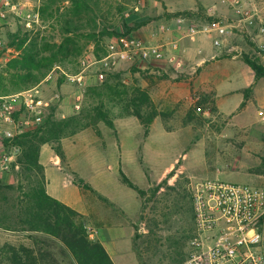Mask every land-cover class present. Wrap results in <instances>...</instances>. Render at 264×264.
<instances>
[{
	"label": "rangeland",
	"instance_id": "rangeland-1",
	"mask_svg": "<svg viewBox=\"0 0 264 264\" xmlns=\"http://www.w3.org/2000/svg\"><path fill=\"white\" fill-rule=\"evenodd\" d=\"M2 1L0 0V7ZM13 1L25 3L30 10H39L41 3V0ZM200 1L105 0L107 7L112 6L105 23L109 30L120 24L121 17L115 6L116 2H121L126 8L123 19L130 28L127 35L139 38L145 45H167L176 41L179 44L178 50L173 52L168 47L165 58L161 60L136 59L121 63L101 83L94 77L98 66L90 67L85 71L83 98L78 111L72 106V94L78 89L65 80L60 82L58 70L51 73L49 80L44 79L38 84V89L46 99L55 93L60 95L61 101L55 108L56 120L77 115L84 107H98L99 99L96 96L104 93L103 84L106 81L109 85L121 84L120 90L139 88L149 94L158 113L151 125L143 126L134 116H122L119 106L113 107L103 96L101 100L105 105L102 110L108 112L113 127L98 120L91 127L82 130L75 139L76 158L82 177L89 181V163L94 162L93 158H100L98 156L101 153V157L107 158L110 170L92 178L95 179L93 181L96 187L101 193L114 200L118 199L117 201L122 198L126 201L128 197L132 208L137 192L118 183L119 171L114 172L112 167V141L121 140L122 171L143 192V195L137 194L140 211L131 225L134 236L136 235L134 245L137 246L138 242L144 240L150 246V252L136 251L138 264L182 261L189 256V241L194 236L190 200L194 182L209 178L248 184L245 174L260 170L264 164V151L256 147L259 142L264 144V110H259L256 104H244L233 114L223 115L215 106L212 89L194 91L189 87L190 76L197 75L200 67H190L191 58L184 49L190 39L185 37V28L182 31L176 30L175 18L188 16L186 12L193 15ZM215 2L216 0L205 1L206 5ZM205 14L216 19L223 18L230 23L232 21L227 10H222L217 15H210L207 11ZM190 18L198 30L208 24L196 13ZM48 24L42 22L40 16L30 28L12 16L6 20L0 19V39L3 43L0 49V73L7 62L17 55L14 50L6 48L10 35L18 31L23 33L25 30L31 31V34L40 32L46 35L49 34ZM197 37L207 38L211 47H214L212 39L206 33L199 32L195 38ZM117 38L120 36L104 38L99 45V54H106L108 46ZM224 44L226 53L223 54H235L242 62L243 56H247L264 66V50L261 47L264 35L252 37L232 29ZM230 44L233 47H228ZM94 52L95 47L88 45L77 63L68 64V74H74L75 68L80 71L82 60H95ZM170 56L175 57V61H169ZM177 60L181 61L179 67L176 65ZM259 79L264 88V77ZM6 86L11 88L12 84L6 82ZM68 137L70 136L61 139ZM61 139L47 144L53 148L59 146L62 152ZM42 172L41 167V171L33 168L27 176H21L17 172L5 176L0 174V185L13 187L0 191V264H55L52 260L59 261L62 258L63 246L51 236L20 231L17 212L13 207L25 199L28 190L34 186V177H39ZM121 186L128 192V196L121 191ZM102 200L108 204L105 199ZM95 227L102 233L100 228ZM172 236L176 239L175 254L170 255L167 244L168 238Z\"/></svg>",
	"mask_w": 264,
	"mask_h": 264
},
{
	"label": "trees",
	"instance_id": "trees-1",
	"mask_svg": "<svg viewBox=\"0 0 264 264\" xmlns=\"http://www.w3.org/2000/svg\"><path fill=\"white\" fill-rule=\"evenodd\" d=\"M115 9L120 14L118 26L109 30L106 22L110 8L105 0H41L38 10L44 23H49V34L25 30L11 34L6 48L14 50L17 55L12 57L0 73V96L18 93L40 84L54 70L67 72L68 64L77 63L78 58L88 45L95 47L94 57L102 58L99 54V45L106 37L127 35L130 28L123 19L124 8L121 2H116ZM195 13L203 17L206 23H212L216 18L207 16L205 9L198 5ZM101 51V49H100ZM244 63L254 72L255 78L264 77V66L247 56H243ZM77 66V65H76ZM75 73L79 72L78 70ZM6 75V76H4ZM64 78L59 79L62 82ZM6 82L12 84L11 88ZM104 93L97 94L98 107H84L79 114L56 120L55 108L50 109L49 115L43 124L32 132L16 139L21 147L18 157L19 173L27 176L33 168L41 171L38 162L40 147L52 140L59 141L62 137L72 136L96 121L101 120L109 127L113 123L108 112L102 110L105 103L103 96L113 107L119 106L122 116H134L143 126H149L158 115L149 94L139 88L120 90L121 84L109 85L104 82ZM106 93V94H105ZM242 102L240 107H243ZM56 156L62 160L63 154L59 146L53 148ZM121 180L129 188L143 195L141 189L133 184L127 176L119 170ZM34 186L26 193L25 199L15 206L20 231L26 234H45L51 236L63 246L61 260H52L55 264H114L104 247L96 240L89 238L87 225L82 215L66 207L50 197L45 190L43 172L34 177ZM74 183L79 187L88 188L82 179L75 177ZM12 186H1V190H10ZM8 202L7 198H4ZM11 230L10 228H7ZM136 237V235L134 236ZM41 261V260H40ZM61 262V263H59Z\"/></svg>",
	"mask_w": 264,
	"mask_h": 264
},
{
	"label": "built area",
	"instance_id": "built-area-1",
	"mask_svg": "<svg viewBox=\"0 0 264 264\" xmlns=\"http://www.w3.org/2000/svg\"><path fill=\"white\" fill-rule=\"evenodd\" d=\"M227 9L231 23L223 18L206 24L201 30L189 16L175 18L177 31L186 29L185 37L195 39L199 32L206 33L214 47L222 46L232 29L250 36L264 35V0H218ZM18 19L30 28L38 21V10H30L25 3L3 0L0 19ZM164 26L161 27V30ZM0 39V49L2 48ZM178 50V42L159 45H145L134 36H120L108 46L107 53L91 62L82 60L81 69L74 74L60 70L64 80L78 89L72 94V106L79 110L83 98L85 71L97 65L95 80L103 82L108 73L119 64L133 60H161L167 49ZM264 50V44H261ZM169 61H175L170 56ZM176 65L181 66L177 60ZM51 78V73L45 78ZM30 89L0 96V174L11 175L19 170L18 157L21 147L15 141L26 133L37 130L50 113L51 108L61 101L58 93L46 99L38 89ZM193 212V238L190 240L188 258L180 264H264L259 250L260 227L264 218V190L248 184L231 183L219 179H202L194 182L190 191ZM88 233L93 234L87 227Z\"/></svg>",
	"mask_w": 264,
	"mask_h": 264
},
{
	"label": "crops",
	"instance_id": "crops-1",
	"mask_svg": "<svg viewBox=\"0 0 264 264\" xmlns=\"http://www.w3.org/2000/svg\"><path fill=\"white\" fill-rule=\"evenodd\" d=\"M205 1L201 0L199 4L210 15L221 14L222 10H227L219 5L218 0L211 5H206ZM188 3L190 2L188 1ZM190 9L194 10V8ZM225 46L226 44L223 43L219 48L211 47L209 40L204 37L189 40L184 49L191 58L192 66L190 67H200L197 75L190 76L189 87L194 91L212 89L215 106L219 113L223 115L233 114L240 108L242 102H245V104H256L259 110H264V88L261 86V80L256 79L254 72L244 62L239 60L235 54H223L226 53ZM228 47H233V44ZM187 89L189 88L187 87ZM83 131L61 139L62 160L56 156L51 145H41L38 162L43 170L46 193L82 215L86 225L95 233L90 234L89 238L98 241L104 247L114 264H138L136 251L149 253L150 246L144 240L138 242L137 246L136 244L134 245V232L131 222L140 211V202L137 194L134 195V204H132L131 208L127 200L128 197L126 201L123 198L117 201L118 199L114 200L99 191L93 181L95 179L92 178L96 175L99 177L104 171L110 170L107 158L101 157V153L98 156L100 158H93L94 162L89 163V173L91 175L89 181L82 177L79 170V162L77 163L76 158L77 146L75 139ZM262 144L259 142L256 147L264 151ZM110 149L112 150L111 160L113 161L114 172L122 171L121 140L113 139ZM262 157L264 158V152ZM75 177L82 179L89 187L83 188L76 185L74 183ZM245 178L250 183L248 185L264 190V164L260 170L245 174ZM117 181L124 185L120 177ZM122 187L121 191L128 196V192H125ZM101 198L105 199L108 204L106 205V202ZM95 226L100 228L102 233H99ZM260 233L259 250L264 258V218ZM175 241L174 236L168 238L167 247L170 255L175 254ZM161 246L165 247L163 244ZM188 248L190 251V244ZM159 253L166 254V252ZM185 260H171L161 264H180Z\"/></svg>",
	"mask_w": 264,
	"mask_h": 264
}]
</instances>
